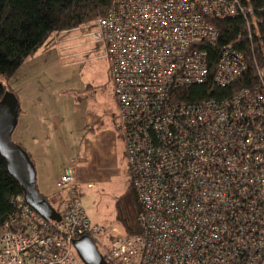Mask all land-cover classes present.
<instances>
[{"label": "built area", "instance_id": "obj_1", "mask_svg": "<svg viewBox=\"0 0 264 264\" xmlns=\"http://www.w3.org/2000/svg\"><path fill=\"white\" fill-rule=\"evenodd\" d=\"M233 16L244 32L219 42L215 20ZM254 21L242 0H112L79 26L108 61L137 232L88 214L70 163L56 179L66 190L60 220L13 199L0 264H84L73 246L81 235L109 264H264V63ZM250 68L252 83L221 92ZM196 84L218 91L181 98Z\"/></svg>", "mask_w": 264, "mask_h": 264}, {"label": "rangeland", "instance_id": "obj_2", "mask_svg": "<svg viewBox=\"0 0 264 264\" xmlns=\"http://www.w3.org/2000/svg\"><path fill=\"white\" fill-rule=\"evenodd\" d=\"M82 31L78 27L56 35L51 46L27 57L9 79L8 90L20 101L19 123L12 139L27 151L30 142V147H39L35 144L40 142L30 141L29 134L40 136L47 126L49 141L32 148L40 150L39 158L47 159L42 164L46 173L71 161L75 180L83 186L79 199L85 210L104 226L123 231L126 219L136 227L137 206L126 185L129 176L124 143L115 125L112 79L108 61L99 57L96 47L81 36ZM33 110L38 122L29 127L23 118ZM87 182L97 184V189H87Z\"/></svg>", "mask_w": 264, "mask_h": 264}, {"label": "trees", "instance_id": "obj_3", "mask_svg": "<svg viewBox=\"0 0 264 264\" xmlns=\"http://www.w3.org/2000/svg\"><path fill=\"white\" fill-rule=\"evenodd\" d=\"M111 1L0 0V98L8 90L9 79L16 74L26 58L33 55L38 49L47 48L52 45L54 41L53 33L67 32L69 29L92 22L98 15L104 14L109 9ZM242 1L254 10L255 56L259 63H264V0ZM215 24L220 32L219 42H232L245 29L243 20L238 16L215 20ZM253 80L254 71L250 68L243 78L234 81V85L229 86L225 90H220L221 92L223 90V94L226 95L233 87L239 84L248 85ZM215 88L209 89L207 84L190 85L181 89L180 96L187 101H196L204 97L216 95L215 93L218 89ZM115 103L117 107L116 99ZM19 111L20 107L18 115ZM115 116L117 118V110ZM115 125L117 128L116 119ZM124 159L126 165L125 150ZM128 186L132 189V196L138 213L139 205L136 199V192L131 185L128 184ZM58 189L62 190L61 188ZM43 196L51 203L47 196ZM15 197H23L22 188L8 173L5 160L0 155V231L5 229V222L12 216L15 210V203L13 202ZM51 205L58 212H61L60 206L55 207L52 203ZM122 219L124 220V218ZM123 228V232L126 234L137 232V228L131 225V221L127 219L124 220Z\"/></svg>", "mask_w": 264, "mask_h": 264}, {"label": "water", "instance_id": "obj_4", "mask_svg": "<svg viewBox=\"0 0 264 264\" xmlns=\"http://www.w3.org/2000/svg\"><path fill=\"white\" fill-rule=\"evenodd\" d=\"M19 106L15 93L6 90L0 98V155L5 160L8 173L22 188L25 203L44 219L58 221L60 213L37 189L33 161L27 151L12 139ZM73 246L84 264H109L88 235L75 238Z\"/></svg>", "mask_w": 264, "mask_h": 264}, {"label": "crops", "instance_id": "obj_5", "mask_svg": "<svg viewBox=\"0 0 264 264\" xmlns=\"http://www.w3.org/2000/svg\"><path fill=\"white\" fill-rule=\"evenodd\" d=\"M19 104H20V101H19ZM115 113H116V111H115ZM37 119H38V117L36 115V112H35V110H33V112L28 113L27 117L23 118V123L25 125H28L29 127H33L34 125L37 124V122H38ZM40 120L42 122L44 121V119H40ZM18 123H19V118H18V121H17V125H18ZM46 128H47V126H46ZM46 128L44 127L43 129H41V131L45 132V133H41L40 136H39L38 133H35L34 135L33 134H31V135L29 134L30 141L34 140L33 141L34 143H39L40 142V144H35V145H40L39 147H42L43 145H46V143L49 141V134L47 133V131H46L47 129ZM59 138H60L59 132H58V134L55 133V139L58 140ZM122 141H123V139H122ZM30 144H32V143L30 142ZM29 145L27 147L28 148V153H29L31 159L33 160V163H34V166H35V169H36V183H37V188H38L39 192L42 193L43 195L47 196L52 204L56 203L57 205L61 206L62 202H63V200L65 198V195H66V190L65 189L60 190V189H58L56 187V179L61 174V172L64 170V168L68 164H70V163L72 164V162L68 161V163H67V160H66V163H63L62 166L57 167L54 170V172L46 173L47 171L44 169L42 164L44 162H48L47 159H44L43 157L39 158L38 155L41 154L40 150L35 151V149H38L39 147H36L34 145H32V147H30ZM33 147H35L34 150L32 149ZM111 147L113 148V151H114L115 147L114 146H111ZM124 150H125V145H124L123 150H122L123 155H124ZM38 163L41 164L40 167H37ZM87 183H90L92 185V187H87ZM87 183L85 184V187L87 189H91V190H96L97 189V184L92 183V182H87ZM82 187H83L82 184H80V190H82Z\"/></svg>", "mask_w": 264, "mask_h": 264}]
</instances>
